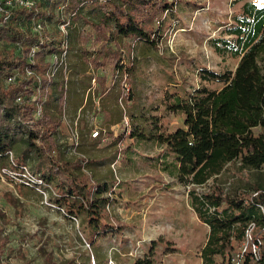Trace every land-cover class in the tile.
Here are the masks:
<instances>
[{"label": "trees", "instance_id": "16d2710c", "mask_svg": "<svg viewBox=\"0 0 264 264\" xmlns=\"http://www.w3.org/2000/svg\"><path fill=\"white\" fill-rule=\"evenodd\" d=\"M30 1L33 5L25 7L0 0V158L8 167L2 169L16 172L25 167L40 179L49 201L65 218L79 221L90 246L107 236L122 238L129 229L109 215L114 192L108 181L90 172L95 161L54 155L59 152L55 139L64 108L67 115L72 81L62 68L53 77L48 72L51 56L67 46L68 56L78 51L86 68L108 69L106 91L117 89L119 131L113 135L97 128L98 136H91L95 143L112 142L117 150L119 143L128 140L153 141L169 159L164 171L188 187L189 206L208 228L201 264H264V1H233L232 5L241 3L240 7L219 35L209 40V46L216 54L236 60V65L220 72L199 69L198 86L184 90L183 95L171 94L166 103L168 112L182 116V126L165 132L155 118L154 134L139 127L133 113L126 110L133 94L130 89L124 93L121 81L132 74L133 65L125 62V58L132 59V49H122L120 43L134 41L158 50L159 39L169 29L165 19L175 12L176 2ZM51 24L56 31L47 30ZM62 24H66L65 32L60 30ZM84 27L91 32L82 33ZM12 75L15 78L8 83ZM98 79L94 73L89 92L98 93ZM120 98L130 121L128 133L122 127ZM38 105L42 110L35 117ZM223 173L254 176L256 182L250 188H228L219 181ZM6 223L0 211V264H6L15 239L23 237L16 230L6 233ZM93 258L99 264L97 255ZM44 259L42 264H71L52 255ZM20 264L31 263L23 260Z\"/></svg>", "mask_w": 264, "mask_h": 264}, {"label": "rangeland", "instance_id": "374dc122", "mask_svg": "<svg viewBox=\"0 0 264 264\" xmlns=\"http://www.w3.org/2000/svg\"><path fill=\"white\" fill-rule=\"evenodd\" d=\"M174 1L175 12L167 14L165 20L169 29L159 39L158 50L134 41L120 43L122 49L126 46L132 49V59L125 58L127 64L133 65L131 76L126 78L133 94L126 110L133 113L139 127H145L152 134L156 133L155 118L165 132L182 126V116L168 112L166 103L171 94L183 95L184 90L189 92L198 86L199 69L205 67L220 72L233 69L237 62L216 54L209 46V40L219 35L241 3L232 5L234 0ZM250 1L261 4L264 0ZM47 30L54 32L57 29L51 24ZM81 32L87 34L91 29L84 27ZM67 67L72 81L71 93H74L75 80L83 86V89L75 90L73 100L81 95L83 100L86 97L97 100L98 93L92 95L88 90L90 76L78 51L72 50L69 54ZM103 82L101 79L100 83ZM102 88L100 85L98 91L102 92ZM56 137L60 148L55 156L95 161L90 172L98 179L108 181L114 192L108 207L109 215L126 223L129 229L122 238L107 236L90 246L79 221L65 218L49 201L47 193L42 195L3 173L2 168L7 167V162L0 158V211L8 222L5 231L16 230L23 234L15 239L16 247L8 254L6 264H20L23 260L42 264L50 255L71 264H97L93 254L97 255L99 264H201L200 250L208 228L189 206L188 187L164 171L169 159L162 156L163 148L153 141H124L123 149L126 147L127 150L117 160L116 148L109 145L112 142L81 144L75 152H69L68 128ZM101 161L103 165L98 163ZM107 162L112 163L108 166ZM219 181L228 188L242 189L250 188L256 178L223 173ZM250 239H247L249 245ZM251 247L254 250V246Z\"/></svg>", "mask_w": 264, "mask_h": 264}, {"label": "crops", "instance_id": "0c3cea01", "mask_svg": "<svg viewBox=\"0 0 264 264\" xmlns=\"http://www.w3.org/2000/svg\"><path fill=\"white\" fill-rule=\"evenodd\" d=\"M72 53V52H70ZM69 58V56H68ZM87 75L89 74V78L88 80L90 81V78L93 76V74H97V76L100 77V79H98L99 81L102 79L101 75L104 76V79L102 84L100 83V85H103L104 88H102V92L103 95H100V92L98 91L99 95L101 96L97 98V100H88L87 97L84 98L83 100V96L81 95V97H79L77 100H73L74 99V93H72V97L68 100L67 102V118L68 120L73 123L76 122L77 117L80 115L79 117V121L76 123L75 128L79 133L80 136V145L81 144H90V145H94L95 144V140L91 138V134L92 131L95 128H101V129H105L109 132H112L113 135H116L118 132V128L120 125V120H121V112L120 109L117 105V100H116V89L114 87L109 88L108 91H106V89H108V79L109 77L106 76L107 75V70L106 69H96L95 71H93L90 67L87 68ZM84 75V74H83ZM86 78V77H84ZM83 79V78H82ZM82 83V82H81ZM76 84V91H78L79 89H83V86L81 84H78L77 82H75ZM87 85L89 86V82L87 83ZM98 86V88H99ZM79 88V89H78ZM93 95V93H92ZM64 128H68V126L63 122L59 128L58 133L56 134V136L59 134V132L61 130H63ZM69 131V128H68ZM56 143H57V147L58 149L59 144L57 142V137L55 139ZM106 145V144H104ZM111 145V144H109ZM111 161V160H110ZM108 163V162H107ZM111 162L108 163V166ZM103 165V163H102Z\"/></svg>", "mask_w": 264, "mask_h": 264}, {"label": "built area", "instance_id": "2783aa9c", "mask_svg": "<svg viewBox=\"0 0 264 264\" xmlns=\"http://www.w3.org/2000/svg\"><path fill=\"white\" fill-rule=\"evenodd\" d=\"M5 2L6 5L8 6H12L13 4H17V5H22L25 7H31L33 5L32 1L30 0H3ZM60 10L62 9L59 8ZM65 27L66 24H62L60 25V30L62 32H65ZM39 26L36 27V29H38ZM33 56V51L30 52V57ZM67 60H68V49L67 46L65 48H63L62 52L58 53V54H54L51 56L50 58V68H49V72H48V76L49 77H53L56 73V71L59 68H62L65 72L67 71L68 67H67ZM15 76H9L7 78V82L10 83L14 80ZM39 82V79H38ZM96 82L95 79L92 80V84L94 85ZM121 86L122 89L124 91V93H128L129 92V84L126 82V79H123L121 81ZM20 98L17 99V101H19ZM119 105L120 107L123 109V116H122V127L124 128L125 132L128 133V129L130 127V121L128 116L125 113L124 107H123V102H122V98L119 99ZM41 105H38V109L35 113V117H39L41 114ZM66 108H64V112H63V122L68 126L69 128V134H70V144L69 147L67 148V150L69 152H75L78 147L80 146V136L78 131L75 128L76 123L79 121V117L80 115L77 117L76 122L71 123L66 115L65 112ZM99 134V131L97 130V128H95L92 131L91 136L93 138H96ZM122 148H123V144L119 143L117 145V160H119L121 158L122 155ZM3 173L8 174L9 176H11L12 178L19 180L21 183H23L25 186L35 189L37 190L40 194L42 195H46V191L44 190V184L42 183V181L34 176L31 175V173L28 171L27 168L22 167L20 171H11L9 169H2ZM250 238L249 234L247 233V239ZM254 246V245H253ZM256 246H254V252H255Z\"/></svg>", "mask_w": 264, "mask_h": 264}]
</instances>
